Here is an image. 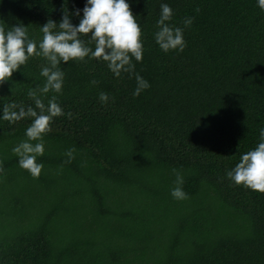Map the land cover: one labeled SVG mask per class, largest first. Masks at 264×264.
<instances>
[{
  "label": "trees",
  "instance_id": "16d2710c",
  "mask_svg": "<svg viewBox=\"0 0 264 264\" xmlns=\"http://www.w3.org/2000/svg\"><path fill=\"white\" fill-rule=\"evenodd\" d=\"M128 3L143 43L132 71L148 88L133 96L135 76L96 58L61 63V92L42 99L56 95L71 116L50 121L35 178L10 151L30 118L0 120V264H264V192L225 175L264 127V11L255 0ZM161 3L183 28L182 51L154 42ZM82 6L0 0V26L23 23L39 40V25L64 10L75 24ZM45 63L29 57L0 83V105L32 104ZM172 169L185 199L170 195Z\"/></svg>",
  "mask_w": 264,
  "mask_h": 264
},
{
  "label": "clouds",
  "instance_id": "9594fccd",
  "mask_svg": "<svg viewBox=\"0 0 264 264\" xmlns=\"http://www.w3.org/2000/svg\"><path fill=\"white\" fill-rule=\"evenodd\" d=\"M255 3L264 11V0H255ZM159 7L157 28L153 33L154 42L164 52L172 49L182 51L186 43L183 28L167 23L172 18L169 4L161 3ZM71 15L78 17L77 23H72L68 11L64 10L59 21L49 18L39 25L42 34L39 40L29 37L23 23L11 25L7 29L0 26V83L8 80L29 57L40 56L46 61L39 70L40 76L44 78L42 86L38 85L27 91L32 104L24 106L9 102L0 105V120L11 124L25 117L30 118L23 131L24 138L16 142L10 151L15 154L18 166L34 178L40 175L43 168L37 157L44 153L43 136L50 129V121L56 116H71L70 112H64L56 95L49 96L47 103L42 99V94L50 91L57 94L61 92L64 83V72L59 67L61 63L70 59L96 58L106 62V67L113 76L118 77L121 72L135 76L133 96L149 87L146 79L132 71V61L139 62L142 59L143 43L140 25L131 12L128 0H83V6L75 8ZM191 23L192 17L183 20L185 26ZM80 34H87L92 46L86 44ZM98 98L105 102L108 94L102 91ZM258 131L259 138L255 146L242 152L225 175L235 185L264 192V127H260ZM65 154L70 160L71 150H67ZM172 172L176 186L170 188V195L177 200L187 198V193L181 187L183 177L176 169H172Z\"/></svg>",
  "mask_w": 264,
  "mask_h": 264
}]
</instances>
